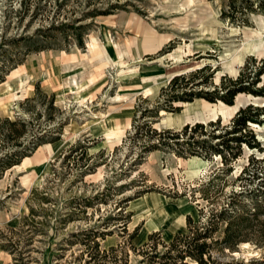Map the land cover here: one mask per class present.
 Masks as SVG:
<instances>
[{"label": "rangeland", "instance_id": "obj_1", "mask_svg": "<svg viewBox=\"0 0 264 264\" xmlns=\"http://www.w3.org/2000/svg\"><path fill=\"white\" fill-rule=\"evenodd\" d=\"M206 63L203 90L223 75L254 76L264 65V0H0V117L27 121L24 143L58 135L0 176V264H138L147 228L160 225L168 241L187 214L198 222L229 201L249 215V241L213 256L264 264V113L240 131L262 151L242 143L229 163L162 149L138 156L135 109L154 107L175 72ZM258 79L254 88L264 87V72ZM236 95L239 108H264V95ZM223 104L181 102L152 125L219 117L214 133L223 134L236 110Z\"/></svg>", "mask_w": 264, "mask_h": 264}, {"label": "trees", "instance_id": "obj_2", "mask_svg": "<svg viewBox=\"0 0 264 264\" xmlns=\"http://www.w3.org/2000/svg\"><path fill=\"white\" fill-rule=\"evenodd\" d=\"M77 41L79 45H82L80 33H78ZM209 70L210 65L206 63L199 68L173 75L166 85L160 87L154 107L135 109L131 125L135 128L134 138L140 147L138 156L162 149L172 151L181 157L199 156L210 160L212 156H218L224 164L238 157L242 143L247 144L249 148L255 147L262 151L250 129L248 132L251 140L243 138L240 134L242 129H248V121L259 123L261 120L257 117L264 113V108L252 107L250 104L235 112L230 128L223 134L214 133V129L218 127L219 117L206 123H185L179 129H158L152 125V119L160 110L179 111L182 107L181 102H190L195 98H202L209 102L221 101L232 105L235 95L239 92L264 95V87L254 88L259 81L258 76L264 72V65L255 70L252 77L250 76L252 70H249L245 76L241 73L235 77L223 75L221 77L223 80L219 84L212 85L211 90H203L201 85H205L212 75V70ZM204 72L208 73L204 74ZM2 80L3 75H0V82ZM137 111H139L138 116H136ZM138 118L141 121L135 124ZM211 126L213 128L207 130V127ZM27 132L26 120L11 119L8 116L0 117V176L5 170L18 164L23 157L32 153L39 145L58 140V135L45 140L43 134H40L36 140L24 143L22 138ZM227 134L230 135L226 136ZM77 146L81 145L77 143L71 149ZM261 159H264V156ZM217 176L218 172L208 181L211 182ZM260 183L264 184V179ZM244 192L245 190H240L236 194L241 195ZM236 209L234 202H226L219 208H212L209 215L200 214L198 222H194L193 218L187 214L185 229L174 233L168 241H159L160 231L150 232L146 240L139 245V251L143 256L138 264H259V260L256 259H251L249 262L223 261L212 254L214 250L221 253L235 251L239 243L249 241L243 231V228L249 225V215L247 213L237 215ZM220 222H224L221 236L212 237L218 230ZM135 233L136 229L132 236ZM158 244L161 245L162 250H157Z\"/></svg>", "mask_w": 264, "mask_h": 264}, {"label": "bare ground", "instance_id": "obj_3", "mask_svg": "<svg viewBox=\"0 0 264 264\" xmlns=\"http://www.w3.org/2000/svg\"><path fill=\"white\" fill-rule=\"evenodd\" d=\"M94 40H95V38H93ZM107 48L109 49V53H110V57L111 58H113V60H115V53L113 52V45L111 44L110 45V43H109V41H107ZM179 59V58H178ZM175 68H173V69H169V70H167V71H165L164 73H163V76L162 77H164V78H167V77H169L170 76V74L173 72V71H175L174 70ZM241 102H242V98L241 97H238L237 95L235 96V100H234V103L232 104V105H225V104H223L224 105V107H226L227 109H228V112L230 113V112H232L233 110H235L238 106H240V104H241ZM175 215V214H174Z\"/></svg>", "mask_w": 264, "mask_h": 264}, {"label": "crops", "instance_id": "obj_4", "mask_svg": "<svg viewBox=\"0 0 264 264\" xmlns=\"http://www.w3.org/2000/svg\"><path fill=\"white\" fill-rule=\"evenodd\" d=\"M188 215H189V214H188ZM185 217H186V216H185ZM159 226H160V225H159ZM159 226H157V227H150V228H147L148 231H146L145 239L142 241V243L146 240L147 235H148L150 232H152V231H160V230L158 229ZM149 229H151V230H149ZM184 229H185V219H184V228L181 229V230H176V231H174V232L169 236V238H168L167 240H169V239L172 237V235H173L174 233L179 232V231H183ZM137 235H138V232L135 234L134 237H136ZM165 241H166V240H165Z\"/></svg>", "mask_w": 264, "mask_h": 264}, {"label": "water", "instance_id": "obj_5", "mask_svg": "<svg viewBox=\"0 0 264 264\" xmlns=\"http://www.w3.org/2000/svg\"><path fill=\"white\" fill-rule=\"evenodd\" d=\"M192 69H193V68H190V69H188V71H189V70H192ZM179 73H183V72H181V71H179V72H175L174 74H172V76H173V75H177V74H179ZM172 76H171V77H172ZM171 77H170V78H171ZM170 78H169V79H170ZM169 79H168V80H169ZM234 100H235V97H234L233 101H234ZM241 106H242V105H240L239 107H241ZM239 107L236 108L235 112L239 109ZM211 120H212V119H211ZM194 122H202V121H194ZM185 123H190V122H185ZM185 123H184V124H185Z\"/></svg>", "mask_w": 264, "mask_h": 264}]
</instances>
